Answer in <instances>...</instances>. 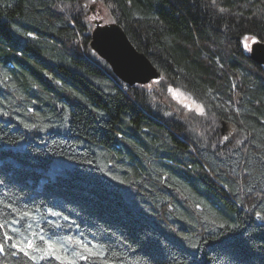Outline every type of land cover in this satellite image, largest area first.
I'll return each mask as SVG.
<instances>
[{"label": "trees", "instance_id": "obj_1", "mask_svg": "<svg viewBox=\"0 0 264 264\" xmlns=\"http://www.w3.org/2000/svg\"><path fill=\"white\" fill-rule=\"evenodd\" d=\"M88 1L0 0V264L27 260L16 234L100 242L105 264H264V67L242 45L264 0H95L195 125L91 50Z\"/></svg>", "mask_w": 264, "mask_h": 264}, {"label": "water", "instance_id": "obj_2", "mask_svg": "<svg viewBox=\"0 0 264 264\" xmlns=\"http://www.w3.org/2000/svg\"><path fill=\"white\" fill-rule=\"evenodd\" d=\"M90 36L91 50L108 65L120 82L129 87L147 86L160 78L159 71L136 50L117 24L96 22ZM249 55L252 61L264 67V42H254ZM225 130L226 127L222 134Z\"/></svg>", "mask_w": 264, "mask_h": 264}, {"label": "snow or ice", "instance_id": "obj_3", "mask_svg": "<svg viewBox=\"0 0 264 264\" xmlns=\"http://www.w3.org/2000/svg\"><path fill=\"white\" fill-rule=\"evenodd\" d=\"M221 11H223V9H221ZM200 111L202 112L203 109H200ZM30 215L31 213L28 211L21 213L22 217H29ZM54 215L59 217L60 214L54 213ZM65 219H67V217H65ZM12 223L15 226L17 221L13 220ZM56 227L59 228L60 226L56 225ZM2 228H4V225L0 223V229ZM29 228H32V225H29ZM52 235L59 236V233L54 232ZM4 238L5 240H13L14 236L5 232ZM16 238L22 240L23 246L21 243H12L11 248L15 249V251H12L10 254L18 258L22 254L23 258H27L24 264H27V261H31V264H39V261H44L45 264H52L53 261L55 264H79L80 261H85L86 264H96L97 261H101L102 264H105L107 261L105 247L100 242H76L78 244L77 247H70V245L74 243L71 240L64 241L61 239L59 241H54L51 237H46L44 234H41L39 237L40 243L34 246V241L32 239H27L21 234H16ZM40 244H43L44 247H41ZM4 252V244L0 243V253ZM37 254H40L39 259Z\"/></svg>", "mask_w": 264, "mask_h": 264}, {"label": "rangeland", "instance_id": "obj_4", "mask_svg": "<svg viewBox=\"0 0 264 264\" xmlns=\"http://www.w3.org/2000/svg\"><path fill=\"white\" fill-rule=\"evenodd\" d=\"M87 5V22L91 26V28L94 27V24L96 22H101L102 24L112 23L108 9L101 2L89 0ZM254 42L255 40L252 37L247 36L243 38L242 45L247 53H250L251 46ZM148 92H151L153 99L155 100L156 98L157 100L155 101L162 104L163 107L168 110V112L179 116L189 124H197V118L202 119V121L204 122L207 121L205 116H202L204 110L202 112L200 111V109L203 108L199 104H197L191 97L187 96L180 90L154 81L150 84ZM224 127H226V129H230L225 131L223 136L224 141L226 142L227 140H233L234 137L232 135L235 134L234 131H232L230 127L222 125V129ZM197 129L203 132L200 127H198Z\"/></svg>", "mask_w": 264, "mask_h": 264}, {"label": "bare ground", "instance_id": "obj_5", "mask_svg": "<svg viewBox=\"0 0 264 264\" xmlns=\"http://www.w3.org/2000/svg\"><path fill=\"white\" fill-rule=\"evenodd\" d=\"M148 85H150V84H148ZM148 85H147V86H148ZM134 87H135V86H134Z\"/></svg>", "mask_w": 264, "mask_h": 264}]
</instances>
